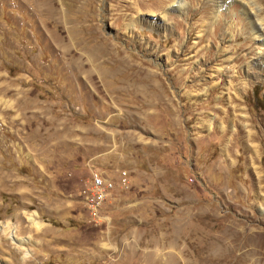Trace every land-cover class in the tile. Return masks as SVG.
I'll return each instance as SVG.
<instances>
[{"label": "rangeland", "instance_id": "374dc122", "mask_svg": "<svg viewBox=\"0 0 264 264\" xmlns=\"http://www.w3.org/2000/svg\"><path fill=\"white\" fill-rule=\"evenodd\" d=\"M178 1L0 0V264H264V38Z\"/></svg>", "mask_w": 264, "mask_h": 264}, {"label": "bare ground", "instance_id": "6f19581e", "mask_svg": "<svg viewBox=\"0 0 264 264\" xmlns=\"http://www.w3.org/2000/svg\"><path fill=\"white\" fill-rule=\"evenodd\" d=\"M234 0H217L216 2H217V9H218V11L220 12V11H222V9L225 7V6H227V5H229V4H231L232 2H233ZM247 3V5L245 6V9H243V12H244V14L247 16V18H248V25L247 26H249V30H251V35H252V37H254V38H260V39H262V37L264 38V29H262V25H264V21H263V18L261 19L260 17H259V12H260V7H257V6H254V4L252 3L253 1L252 0H245ZM242 5H243V3H242ZM168 5H165L160 11H162V12H164L165 13V16L166 17H170V11H169V6L167 7ZM250 6V7H249ZM175 8H177V9H180V10H182V2L179 0L177 3H176V5L174 6ZM209 7V6H208ZM133 7H131V9H132ZM133 22H134V20L132 21V19H131V21L129 22V26H131L132 24H133ZM130 23H132V24H130ZM207 25H208V23H207ZM218 25V24H217ZM262 30V31H261ZM212 34V33H211ZM255 35V36H254ZM251 37V38H252ZM254 38H252V39H254ZM264 40V39H263ZM251 42V41H250ZM192 46H190V48H191ZM227 45H224V44H222V45H218L217 47H216V50H215V56L213 57V58H211L210 60H211V62L212 63H215V64H220V63H224L225 61H227L229 58L227 57H225L224 56V53H225V51H226V49H227ZM208 49H210L211 50V48H208ZM208 49L207 48H205V50L203 51L202 49L200 50H197L196 52H195V54L194 55H192L191 56V58H193V57H196V56H200V54L202 53V56H204V58H206V60H208L207 59V57L209 58V56H208ZM212 51V50H211ZM189 52V49L187 48L185 51H183V53L185 54V53H188ZM207 52V53H206ZM232 53H233V55L235 54V51H234V49H232ZM237 53V52H236ZM250 54V53H249ZM182 55V54H181ZM248 55V54H247ZM232 57V56H231ZM234 58H232L233 59V64H231L230 66H227V67H225V69L224 70H221V71H219L220 69H218V71H217V76L216 77H218V76H222V75H224V71H226L227 73H226V75L229 73V72H233V75H231V81L232 82H234V81H236L235 79H237L238 77H239V74H238V70H236L237 69V67H238V65H237V62L239 61V60H243V59H245V57L242 55V54H236L235 56H233ZM186 59H189V58H184V59H182V60H184V61H186ZM178 61V60H177ZM192 61H186V64H190ZM182 65H184V64H181V63H177V66H182ZM177 66H175V67H177ZM175 67L173 68V69H175ZM216 66L215 65H212L210 68L211 69H214ZM209 68V69H210ZM190 70V68L189 67H182V69H181V72L182 73H184V72H188ZM211 71V70H210ZM208 76L206 75V73L204 72V75L202 74L201 75V77H200V81L201 80H204V78H207ZM194 78V77H193ZM222 80V79H221ZM206 81V80H205ZM223 81L224 80H222L221 81V83H223ZM220 83V84H221ZM236 83V82H235ZM198 85H200L201 84V82H198L197 83ZM208 84V83H207ZM217 84V83H216ZM219 84V85H220ZM218 86V85H217ZM216 88V87H215ZM228 89V88H227ZM230 89V88H229ZM208 90V89H207ZM208 94V93H207ZM221 98H223L222 96H219L218 97V99H220L221 100ZM224 99V98H223ZM218 110H221L220 108H217V111ZM223 111V110H222ZM216 112V111H215ZM216 114V113H215ZM223 114V113H222ZM211 115H212V113H211ZM224 115V114H223ZM214 116H216V115H214ZM253 134V133H252ZM95 169V168H94ZM96 170V169H95ZM127 174H128V172H123V180L124 181H128V178L129 177H127ZM92 178H91V190L93 191V196H90V192H89V194H88V199H87V201H88V203L94 208V203H93V201H101V206L103 205V203L106 201V200H101V199H105V197H106V190H111V188H112V190L114 189V187H115V184H112V179H109V178H105L104 177V188H100V178H101V173H100V171H93L92 172ZM130 180V179H129ZM116 188V187H115ZM37 217H38V213L37 212H35L33 215H31L30 216V221H31V223H32V225H33V227H35V228H37V229H40L41 227H42V223L37 219ZM6 228L4 229V231L5 232H7V231H10V232H12V230H9V228H7V226H5ZM11 235V234H10ZM11 238H13L14 239V234H12L11 236H10Z\"/></svg>", "mask_w": 264, "mask_h": 264}, {"label": "built area", "instance_id": "2783aa9c", "mask_svg": "<svg viewBox=\"0 0 264 264\" xmlns=\"http://www.w3.org/2000/svg\"><path fill=\"white\" fill-rule=\"evenodd\" d=\"M123 172H127V171H122L120 174V179H119V183L122 185L127 184L128 181H124L123 180ZM92 178V176H91ZM100 188H104V174L101 172V178H100ZM112 184H115V182L112 180ZM84 189H89L90 192V196H93V191L90 189L89 187V182H87V184H85ZM111 190H106V197L105 199H101V200H107L109 194L111 193ZM94 203V212H92L94 215H99V213H101V201H93Z\"/></svg>", "mask_w": 264, "mask_h": 264}]
</instances>
